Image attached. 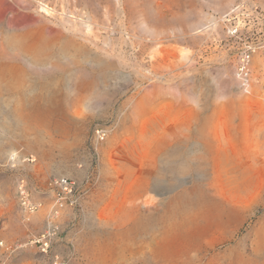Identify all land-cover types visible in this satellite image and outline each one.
I'll return each mask as SVG.
<instances>
[{
	"label": "rangeland",
	"instance_id": "rangeland-1",
	"mask_svg": "<svg viewBox=\"0 0 264 264\" xmlns=\"http://www.w3.org/2000/svg\"><path fill=\"white\" fill-rule=\"evenodd\" d=\"M28 1L30 10L0 0L2 10L8 9L5 26L20 28L25 24L40 29L50 20L55 27V20L34 10L35 3L47 2L66 13L85 16L92 12L101 21L112 15L116 23H122V33L101 29L99 38L92 36L87 42L90 47L94 44L91 48L103 57L101 61L95 59L100 66L107 61L101 66L105 76L97 86L100 97L87 105L71 91L63 71L74 66H66L57 47L51 56L41 58L38 53L22 51L20 59L9 63L19 70L18 76L6 80L0 90V264H261L264 255L257 254L253 244L252 224L263 217V208L235 234V229L214 231L205 238L193 239L182 232L183 228L173 229L163 212L129 204L133 197L130 186L139 164V122L147 121L149 130L153 116L150 113L134 120L128 105L140 90L144 94L145 88L151 89L150 81L139 86L143 80L138 65L148 66L147 54L153 49L205 50L208 63H203L188 81L196 94L206 87L211 89L212 79L241 74L244 60L250 61V74L259 77L255 83L262 82L264 91V0H229L231 4L228 0H132L137 19L128 13L129 6H124L129 0H120L124 9L121 15L114 11L115 0ZM155 8L162 11V21L147 18ZM137 24L145 27L134 29ZM51 25H46L47 33L53 31ZM128 34L136 37L123 43L126 49L119 51L113 41L118 43L120 36L126 38ZM12 42L6 43L7 47L19 51ZM67 51L73 54L72 49ZM77 60L79 65L88 66L86 61ZM51 64L61 69L49 72ZM19 119L28 124H20ZM97 130L105 132L104 140L97 138ZM102 167L109 174L103 175ZM59 176L81 185L84 194L78 205L55 206L52 181ZM20 179L25 180L37 205L33 214L25 213L19 205L16 185ZM48 222L58 226L59 233L44 254L31 240L46 230Z\"/></svg>",
	"mask_w": 264,
	"mask_h": 264
},
{
	"label": "bare ground",
	"instance_id": "bare-ground-1",
	"mask_svg": "<svg viewBox=\"0 0 264 264\" xmlns=\"http://www.w3.org/2000/svg\"><path fill=\"white\" fill-rule=\"evenodd\" d=\"M10 1L13 3V6L10 4L12 7L16 4L20 8L30 10L31 2L28 0ZM115 1L116 10L114 11L117 15H121V12L124 13V9L121 8L122 4L120 0ZM132 2L129 0L128 4L124 3V6L125 8L129 6L128 13L133 19H137ZM230 2L227 1V3ZM56 5L47 2H37L33 5L36 13L55 20V27L51 25L50 20H47V24H50L53 30L50 33L46 32L47 24L41 25L40 29H32L25 24L20 28H13V24L11 28L5 26L3 20L8 15V9L3 11L0 5V90L5 87L3 85L7 84L6 80L12 81L18 76L16 72L18 73L19 69L17 70L16 66L9 63L20 59L22 51L38 53L41 58L51 56L52 50L57 47L61 50L60 56L62 55L61 58L66 66L71 64L74 66L68 72L63 71L67 74L66 77L63 73L66 79L68 78L71 91L76 97H81V103L87 105L86 102L97 101L100 97V90L97 86L100 79L105 76L101 66L107 63L106 61L101 66L98 64L103 58L99 55L100 49L97 54V50L94 51L91 48L94 44L90 47L87 42L92 36L98 37L101 29H108L115 34L122 33L120 31L122 23H116L112 15L108 20L106 17V20L101 21V18L93 16L92 12L91 15H76L73 12L66 13L59 10ZM220 7L225 8V6ZM81 13L84 14L83 11ZM109 13L113 12L109 10ZM149 14L147 18L156 20V22L162 21L164 17L160 8ZM141 27L145 25L137 24L134 29ZM231 32L230 34L233 35ZM128 36L126 38L120 36L117 39L118 43L113 41L119 51L125 48L122 47L123 43H127V40L129 43L130 38L136 37L134 34H128ZM6 38L13 40L11 46H16L19 51L13 52L7 47V44L11 42L9 39L7 42L10 43L5 42ZM110 39L113 40V38ZM71 49L73 54L68 55L67 50ZM153 50L147 54L148 66L145 67V64L139 63L138 66L142 71L137 70L143 80L139 86L150 81L151 89L145 88L144 94H142L143 90H140L132 97L128 105L129 114L134 120L138 117L142 119L150 113L153 116L151 119L153 124L149 130L147 121L139 122L142 132L138 142L139 164L136 180L130 186L133 197L130 198L129 204L136 205L135 207L141 210L153 208L156 212H163L173 229L183 228L182 232L193 239L205 238L214 231L229 232L235 229V234L257 215L260 208L264 209V91L262 82L255 83L259 77L250 74V61L244 60L241 74L235 72L226 79H212L211 89L206 87L204 92L196 94L194 87L192 88L188 81L193 78V73L200 69L203 63H208L205 59V50L200 48L185 52L169 49ZM107 51L110 52V50ZM142 51L145 50L140 52ZM96 58L100 61L95 60ZM77 59L86 61L88 66L79 65ZM129 60L130 58L126 61ZM57 67L51 64L49 69L52 71L47 70L55 72L61 69ZM132 74L134 75L133 72ZM8 87L11 91V86ZM235 87L239 89L236 91ZM19 122L28 124L26 120L24 122L19 119ZM97 131L102 132H96L97 138L100 141L104 140L105 132ZM101 172L103 175L109 174V171L103 167ZM252 227L254 229L253 244L256 246L257 254L264 255V215L254 221ZM261 264H264V261Z\"/></svg>",
	"mask_w": 264,
	"mask_h": 264
},
{
	"label": "built area",
	"instance_id": "built-area-1",
	"mask_svg": "<svg viewBox=\"0 0 264 264\" xmlns=\"http://www.w3.org/2000/svg\"><path fill=\"white\" fill-rule=\"evenodd\" d=\"M100 132L101 131H97V133ZM29 161H33V159H29ZM12 164H15V162ZM52 186L55 192V206H76L79 204L84 194L81 185L69 177L59 176L55 178L52 181ZM16 195L19 205L25 213L33 214L37 211V205L32 202L24 179H20L17 182ZM58 233L59 227L54 223L48 222L46 230L42 234L34 237L31 241L33 244L39 246L42 253L47 254L52 240L58 235Z\"/></svg>",
	"mask_w": 264,
	"mask_h": 264
}]
</instances>
